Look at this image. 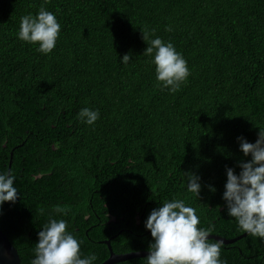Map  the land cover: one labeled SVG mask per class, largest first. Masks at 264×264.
I'll return each mask as SVG.
<instances>
[{"label": "trees", "instance_id": "trees-1", "mask_svg": "<svg viewBox=\"0 0 264 264\" xmlns=\"http://www.w3.org/2000/svg\"><path fill=\"white\" fill-rule=\"evenodd\" d=\"M41 7L61 24L49 55L18 39L21 17ZM142 31L187 61L191 74L177 92L158 85ZM84 107L99 110L92 126L78 119ZM259 128L264 0H0V172L15 175L20 193L0 210V230L21 264H31L50 217L67 221L95 264L109 256L101 240L115 253L149 250L145 220L172 199L193 207L211 234L238 237L222 199L226 166L239 173L251 157L237 137L255 143ZM188 171L201 177L199 198L187 191ZM220 258L264 264V240L223 243Z\"/></svg>", "mask_w": 264, "mask_h": 264}, {"label": "clouds", "instance_id": "clouds-1", "mask_svg": "<svg viewBox=\"0 0 264 264\" xmlns=\"http://www.w3.org/2000/svg\"><path fill=\"white\" fill-rule=\"evenodd\" d=\"M166 30L172 31L171 27ZM60 32L61 24L55 13L41 7L36 15L21 17L18 39L38 45V52L49 55L56 47ZM151 35H154V31ZM142 39L147 43L143 55L151 57L158 85L170 93L177 92L191 74L187 61L170 41L166 43L158 36L152 39L146 31H142ZM131 60L132 54L127 53L120 62L128 64ZM78 119L92 126L100 119L99 110L84 107L79 111ZM237 141L239 151L251 159L238 163V174L234 168L226 166L222 199L227 215L235 218L242 232L264 240V128H259L255 143L243 136L237 137ZM185 176L187 191L199 198L201 177L192 171L185 172ZM15 180L10 170L0 172V210L5 202L14 204L17 201L20 193L14 186ZM209 190L216 192V188L211 185ZM53 211L56 214L63 213L58 205L54 206ZM199 225L200 218L196 210L187 206L184 200L161 202L145 220V228L153 238L146 258L147 264H224L220 258L223 241L209 243L213 229ZM67 229L66 220L50 217L38 232L31 264H95L97 256L93 253L82 258L81 242Z\"/></svg>", "mask_w": 264, "mask_h": 264}, {"label": "water", "instance_id": "water-1", "mask_svg": "<svg viewBox=\"0 0 264 264\" xmlns=\"http://www.w3.org/2000/svg\"><path fill=\"white\" fill-rule=\"evenodd\" d=\"M10 165H11V160L9 161V168ZM245 235L247 234L243 232L236 238L226 239L219 235L211 234L210 238L216 241L221 240L223 241V243H231ZM99 242L106 244L109 250V256L100 264H114L131 258L145 257L149 255V250H138V251H131L126 253H115L112 250L109 239L101 240ZM0 264H21V260L17 249L14 247V245L9 241L7 236L1 230H0Z\"/></svg>", "mask_w": 264, "mask_h": 264}]
</instances>
